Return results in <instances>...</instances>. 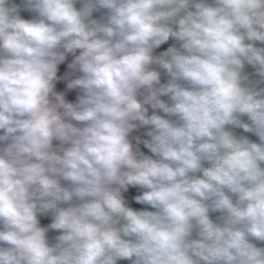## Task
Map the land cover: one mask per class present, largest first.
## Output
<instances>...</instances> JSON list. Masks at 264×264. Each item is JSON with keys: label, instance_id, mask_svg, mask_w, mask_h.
Returning a JSON list of instances; mask_svg holds the SVG:
<instances>
[{"label": "clouds", "instance_id": "clouds-1", "mask_svg": "<svg viewBox=\"0 0 264 264\" xmlns=\"http://www.w3.org/2000/svg\"><path fill=\"white\" fill-rule=\"evenodd\" d=\"M122 262L264 264V0H0V264Z\"/></svg>", "mask_w": 264, "mask_h": 264}, {"label": "crops", "instance_id": "crops-1", "mask_svg": "<svg viewBox=\"0 0 264 264\" xmlns=\"http://www.w3.org/2000/svg\"><path fill=\"white\" fill-rule=\"evenodd\" d=\"M16 2L19 4L21 3V0H16ZM21 15L26 18V19H30L32 18V13L27 12V11H22ZM169 43H173L172 41H170ZM162 47H167V45L162 46ZM72 57L69 56L68 59L65 61L64 64L59 66V70H58V76L60 77H67L66 79H61L57 82V90L58 91H63L65 92L66 95V99H68L70 102H75L76 97L80 94L79 89H67V83H68V79L74 78V76L76 75L75 73H72V70H70L67 65L68 63L71 62ZM166 99V98H165ZM139 134L142 135V133L140 132ZM250 135V134H249ZM252 139H255V137H250ZM141 147V146H140ZM136 208H145L143 205H133ZM49 222L48 220H44L43 223H47ZM122 264H127V262H122Z\"/></svg>", "mask_w": 264, "mask_h": 264}, {"label": "rangeland", "instance_id": "rangeland-1", "mask_svg": "<svg viewBox=\"0 0 264 264\" xmlns=\"http://www.w3.org/2000/svg\"><path fill=\"white\" fill-rule=\"evenodd\" d=\"M143 131H144V130H141V133H143ZM145 138H146V137H145ZM144 150H145V153H146V154H149V155H150V153L148 152L147 149L144 148Z\"/></svg>", "mask_w": 264, "mask_h": 264}, {"label": "trees", "instance_id": "trees-1", "mask_svg": "<svg viewBox=\"0 0 264 264\" xmlns=\"http://www.w3.org/2000/svg\"><path fill=\"white\" fill-rule=\"evenodd\" d=\"M143 134V133H142ZM141 150L145 152L144 148H143V145H141Z\"/></svg>", "mask_w": 264, "mask_h": 264}, {"label": "built area", "instance_id": "built-area-1", "mask_svg": "<svg viewBox=\"0 0 264 264\" xmlns=\"http://www.w3.org/2000/svg\"><path fill=\"white\" fill-rule=\"evenodd\" d=\"M143 206H144L145 208L148 207V206H146V205H143Z\"/></svg>", "mask_w": 264, "mask_h": 264}]
</instances>
